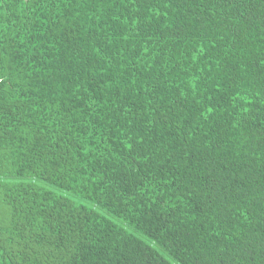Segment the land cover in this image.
<instances>
[{"label": "trees", "instance_id": "1", "mask_svg": "<svg viewBox=\"0 0 264 264\" xmlns=\"http://www.w3.org/2000/svg\"><path fill=\"white\" fill-rule=\"evenodd\" d=\"M0 264H264V0H0Z\"/></svg>", "mask_w": 264, "mask_h": 264}]
</instances>
